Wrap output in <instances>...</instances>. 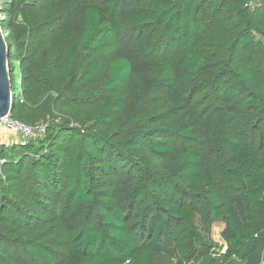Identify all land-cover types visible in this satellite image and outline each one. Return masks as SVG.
<instances>
[{
	"label": "trees",
	"instance_id": "16d2710c",
	"mask_svg": "<svg viewBox=\"0 0 264 264\" xmlns=\"http://www.w3.org/2000/svg\"><path fill=\"white\" fill-rule=\"evenodd\" d=\"M0 5V264L264 262V0Z\"/></svg>",
	"mask_w": 264,
	"mask_h": 264
},
{
	"label": "water",
	"instance_id": "95a60500",
	"mask_svg": "<svg viewBox=\"0 0 264 264\" xmlns=\"http://www.w3.org/2000/svg\"><path fill=\"white\" fill-rule=\"evenodd\" d=\"M8 47L0 29V119L8 116L12 109L11 77L12 69L8 66Z\"/></svg>",
	"mask_w": 264,
	"mask_h": 264
},
{
	"label": "built area",
	"instance_id": "2783aa9c",
	"mask_svg": "<svg viewBox=\"0 0 264 264\" xmlns=\"http://www.w3.org/2000/svg\"><path fill=\"white\" fill-rule=\"evenodd\" d=\"M13 92H11V98ZM0 128L16 137V143L25 144L41 137L46 131V124L29 125L13 119L11 113L0 119Z\"/></svg>",
	"mask_w": 264,
	"mask_h": 264
},
{
	"label": "crops",
	"instance_id": "0c3cea01",
	"mask_svg": "<svg viewBox=\"0 0 264 264\" xmlns=\"http://www.w3.org/2000/svg\"><path fill=\"white\" fill-rule=\"evenodd\" d=\"M7 137H9V138H7ZM10 138H12V139H10ZM10 141H14V143H15L16 137L14 135L10 134L9 132L0 128V144H4V145L12 144L13 142L9 143Z\"/></svg>",
	"mask_w": 264,
	"mask_h": 264
},
{
	"label": "rangeland",
	"instance_id": "374dc122",
	"mask_svg": "<svg viewBox=\"0 0 264 264\" xmlns=\"http://www.w3.org/2000/svg\"><path fill=\"white\" fill-rule=\"evenodd\" d=\"M1 6V5H0ZM3 7V6H2ZM0 12H1V9H0ZM19 20H20V18H19ZM6 36V35H5ZM5 39V38H4ZM5 43H6V40H5ZM7 45V44H6ZM11 134V133H10ZM7 138H9V137H7ZM10 139H12V138H10ZM9 139V140H10ZM14 143V141H10L9 143ZM211 237H212V239L214 240V242H216V243H218V244H220V240H219V237H218V233H217V228H215L214 230H213V232H212V234H211ZM262 264H264V262L262 263Z\"/></svg>",
	"mask_w": 264,
	"mask_h": 264
},
{
	"label": "bare ground",
	"instance_id": "6f19581e",
	"mask_svg": "<svg viewBox=\"0 0 264 264\" xmlns=\"http://www.w3.org/2000/svg\"><path fill=\"white\" fill-rule=\"evenodd\" d=\"M3 38H4V35H3Z\"/></svg>",
	"mask_w": 264,
	"mask_h": 264
}]
</instances>
